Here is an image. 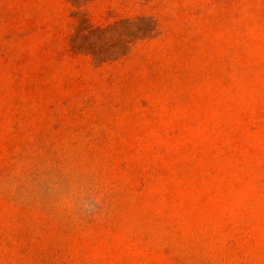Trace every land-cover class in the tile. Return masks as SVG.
Masks as SVG:
<instances>
[{
	"label": "rangeland",
	"instance_id": "rangeland-1",
	"mask_svg": "<svg viewBox=\"0 0 264 264\" xmlns=\"http://www.w3.org/2000/svg\"><path fill=\"white\" fill-rule=\"evenodd\" d=\"M0 264H264V0H0Z\"/></svg>",
	"mask_w": 264,
	"mask_h": 264
}]
</instances>
